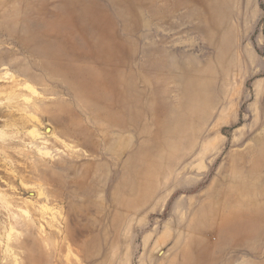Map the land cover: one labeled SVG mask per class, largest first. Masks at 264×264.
Instances as JSON below:
<instances>
[{
  "label": "rangeland",
  "instance_id": "rangeland-1",
  "mask_svg": "<svg viewBox=\"0 0 264 264\" xmlns=\"http://www.w3.org/2000/svg\"><path fill=\"white\" fill-rule=\"evenodd\" d=\"M24 237L264 264V0H0V264Z\"/></svg>",
  "mask_w": 264,
  "mask_h": 264
},
{
  "label": "bare ground",
  "instance_id": "bare-ground-1",
  "mask_svg": "<svg viewBox=\"0 0 264 264\" xmlns=\"http://www.w3.org/2000/svg\"><path fill=\"white\" fill-rule=\"evenodd\" d=\"M53 131H52V128L51 127H48V126H46L45 127V133L46 134H50V133H52ZM74 132V131H73ZM75 136H77V135H75ZM78 141V140H77ZM79 143V142H78ZM83 144V143H82ZM2 198V197H1ZM6 199V198H5ZM7 200V199H6ZM2 201H3V198H2ZM68 232H69V230H68ZM27 234V233H26ZM33 234V233H32ZM22 241L21 242H19V243H21V245H20V247H22L23 248V250H22V253H23V255H22V260L23 261H25V262H30V260H31V263H29V264H34V263H32V260H33V256H32V253H33V248H35V246H33V248L31 247V244H33L34 245V243H29V241L28 240H26V237H24V238H22L21 239ZM36 243V242H35ZM32 249V250H31ZM32 251V252H31ZM6 258V257H5ZM3 264H4V262H3ZM56 264H59V261H57V263ZM68 264V263H67Z\"/></svg>",
  "mask_w": 264,
  "mask_h": 264
}]
</instances>
